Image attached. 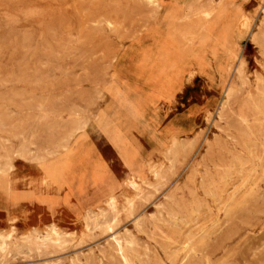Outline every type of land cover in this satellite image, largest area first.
<instances>
[{
  "label": "rangeland",
  "instance_id": "obj_1",
  "mask_svg": "<svg viewBox=\"0 0 264 264\" xmlns=\"http://www.w3.org/2000/svg\"><path fill=\"white\" fill-rule=\"evenodd\" d=\"M194 74L196 131L142 160L127 134ZM16 157L67 209L0 211V264H264V0H0V176Z\"/></svg>",
  "mask_w": 264,
  "mask_h": 264
},
{
  "label": "crops",
  "instance_id": "obj_2",
  "mask_svg": "<svg viewBox=\"0 0 264 264\" xmlns=\"http://www.w3.org/2000/svg\"><path fill=\"white\" fill-rule=\"evenodd\" d=\"M196 78H201V75L194 74L189 79H183L180 86L174 90L173 98L169 103L161 99L155 103L153 111H150L149 116L146 118L147 127L144 131L131 130L127 134L129 141H137L139 143L138 154L142 160H146L150 155V150L156 141L168 143L172 138L178 141H188L191 138V134L196 131V119L201 113L204 114L206 103L201 101L200 103L191 102L190 98H185V96L181 95ZM204 86L207 85L204 84ZM87 133L89 142L101 158L107 172L115 177L118 183L121 184L124 179L132 176V172L122 163L117 152L104 135L93 129L91 133L87 130ZM150 134L153 136L150 137ZM115 168L118 170H115ZM41 176L42 174L35 163L19 157L13 159L12 168L8 173L11 189L14 192L32 195L29 198H18L14 204L5 200L2 193H0V211L4 215L5 221L6 216L10 214L17 217L12 223L22 221L27 225L35 223L43 217H45L46 223H55L58 216L60 217L61 210L67 209L61 199L62 192L54 189H45L40 183ZM87 191L90 193L91 189L89 188ZM37 194L54 198L55 212L53 214L49 213L45 201L34 197ZM17 205L21 206L22 212L24 211L23 215L21 211H17ZM40 224L43 225L45 223L42 222Z\"/></svg>",
  "mask_w": 264,
  "mask_h": 264
},
{
  "label": "bare ground",
  "instance_id": "obj_3",
  "mask_svg": "<svg viewBox=\"0 0 264 264\" xmlns=\"http://www.w3.org/2000/svg\"><path fill=\"white\" fill-rule=\"evenodd\" d=\"M147 3H149V4H152L153 5V3H154V0H147ZM193 12V11H192ZM211 12V11H210ZM194 13V12H193ZM208 14H210V13H208ZM207 14V15H208ZM206 16V15H205ZM197 18V17H196ZM195 18V19H196ZM201 18V17H200ZM198 19H199V17H198ZM191 20H193V18H191ZM197 20V19H196ZM202 20H203V18H202ZM203 22V21H202ZM192 24H193V22H191ZM195 23H197V21L195 22ZM194 23V24H195ZM199 23V22H198ZM200 25V24H199ZM198 25V26H199ZM202 25V24H201ZM198 26H196L197 28H198ZM203 27V25L201 26V28ZM196 28V29H197ZM195 29V28H194ZM199 29V28H198ZM179 44V43H178ZM244 80V79H243ZM239 119V118H238ZM11 170V169H10ZM263 173V172H262ZM6 175H1L0 176V181L1 182H3V183H5V187H6V190H7V193H8V195L12 198V199H14V200H17L18 198H20L19 197V195L17 194V192H14L12 189H11V187H10V181H9V179H8V176L7 177H5ZM146 182V181H145ZM50 183L51 184H53L52 183V179L50 180ZM54 185H55V183H54ZM151 187V186H150ZM163 211V210H162ZM163 223V222H162ZM85 225H86V223H85ZM152 225V224H151ZM167 229V228H166ZM196 234V233H195ZM198 236V235H197ZM4 241V240H3ZM2 246V245H1ZM200 249V248H199ZM149 262V261H148ZM128 264V263H127Z\"/></svg>",
  "mask_w": 264,
  "mask_h": 264
}]
</instances>
